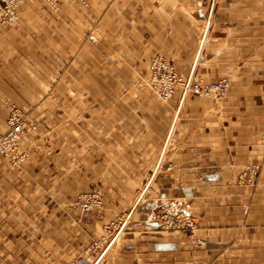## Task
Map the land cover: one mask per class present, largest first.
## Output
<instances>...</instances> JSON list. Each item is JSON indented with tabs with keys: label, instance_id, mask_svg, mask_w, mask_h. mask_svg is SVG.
I'll use <instances>...</instances> for the list:
<instances>
[{
	"label": "crops",
	"instance_id": "crops-1",
	"mask_svg": "<svg viewBox=\"0 0 264 264\" xmlns=\"http://www.w3.org/2000/svg\"><path fill=\"white\" fill-rule=\"evenodd\" d=\"M154 55L226 95L159 99ZM9 104L35 128L19 167L0 156V264H264V0H22L0 25V133ZM91 185L103 204L82 213ZM163 208L197 227L159 229Z\"/></svg>",
	"mask_w": 264,
	"mask_h": 264
},
{
	"label": "built area",
	"instance_id": "built-area-1",
	"mask_svg": "<svg viewBox=\"0 0 264 264\" xmlns=\"http://www.w3.org/2000/svg\"><path fill=\"white\" fill-rule=\"evenodd\" d=\"M21 0H0V23L12 24L17 19V7ZM69 0H50L55 6L58 2ZM147 87L152 90L159 99L168 100L175 91L181 89L183 92H191L198 97L210 96L216 100L222 99L228 90L229 83L226 79L216 81H204L202 79L184 78L179 75L174 66L160 55L150 58L147 65ZM6 130L0 133V156L7 159L15 167H19L27 159V151L19 146L20 139L28 129H34L26 115L15 105L7 106ZM264 143V134L260 136ZM260 165L251 163L245 165L237 176V183L247 186H255L259 179ZM74 204L82 213H89L103 204L102 193L96 185H91L88 191L78 193ZM247 205L243 206V210ZM126 217H118L117 220L106 228L111 230L120 228L125 224ZM153 223L163 230H181L191 233L196 228V220L184 209L171 210L167 208L156 211L153 215ZM108 236V235H107ZM106 236V237H107ZM103 240H106L105 238ZM69 264H89L83 257L73 259Z\"/></svg>",
	"mask_w": 264,
	"mask_h": 264
},
{
	"label": "rangeland",
	"instance_id": "rangeland-1",
	"mask_svg": "<svg viewBox=\"0 0 264 264\" xmlns=\"http://www.w3.org/2000/svg\"><path fill=\"white\" fill-rule=\"evenodd\" d=\"M42 1H44L48 6H49V8L52 10V11H59L60 9H61V7L62 6H64V5H67V4H69V3H71V2H79V3H81L82 5H87V0H69L68 2H62V1H60V2H58L55 6H53L51 3H50V0H42ZM21 2H22V0L20 1V3H19V5L21 4ZM19 5H18V7H19ZM18 7H17V19H16V21L14 22V23H12V24H1L0 23V25H5V26H7V25H13V24H15L16 22H17V20H18ZM98 30V27L96 26V25H94L93 27H91L90 29H88L87 31H86V33H85V35H86V37L89 39V40H94V38H95V36H94V34H93V32H96ZM23 112V111H22ZM24 113V112H23ZM25 114V113H24ZM26 115V114H25ZM20 146V145H19ZM22 149V148H21ZM27 154H28V152H27ZM28 157V156H27ZM26 161V160H25ZM185 210V209H184ZM195 219V218H194ZM196 220V219H195ZM196 223H197V221H196ZM196 227H197V225H196Z\"/></svg>",
	"mask_w": 264,
	"mask_h": 264
}]
</instances>
